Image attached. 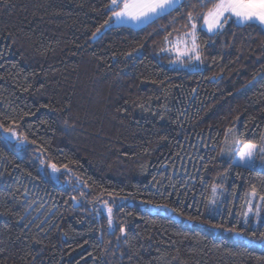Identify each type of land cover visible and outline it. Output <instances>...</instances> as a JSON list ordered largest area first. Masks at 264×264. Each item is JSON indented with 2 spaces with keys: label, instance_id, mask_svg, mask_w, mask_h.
<instances>
[{
  "label": "trees",
  "instance_id": "1",
  "mask_svg": "<svg viewBox=\"0 0 264 264\" xmlns=\"http://www.w3.org/2000/svg\"><path fill=\"white\" fill-rule=\"evenodd\" d=\"M109 3L0 0V124L27 137L0 127V264H264V169L223 153L235 127L264 144V26L211 33L213 0H182L134 28ZM193 23L202 69L169 51Z\"/></svg>",
  "mask_w": 264,
  "mask_h": 264
},
{
  "label": "snow or ice",
  "instance_id": "2",
  "mask_svg": "<svg viewBox=\"0 0 264 264\" xmlns=\"http://www.w3.org/2000/svg\"><path fill=\"white\" fill-rule=\"evenodd\" d=\"M107 7L111 10V15L108 17L109 21L113 18L117 22H122L125 18L132 21H142L171 14L174 9H177L178 0H110ZM232 17H235L238 22H259V24L264 25V0H213L212 7L204 14L203 19L204 23L208 25V30L211 32L214 29L223 28L224 24ZM188 19L192 20L191 12L188 13ZM105 23L107 24L108 22L106 21ZM191 27L193 29L191 33L193 43L189 51L195 52L197 47L195 43L196 24L193 23ZM196 59H199V56H196ZM45 106L41 105V107ZM161 119H163V116H161ZM0 127H4L5 132H10L13 136L16 135L15 132H12L11 128L5 127L3 124H0ZM26 140L27 137H24L22 140H18V142L22 143ZM257 152L264 154V144L244 143L242 150L239 152L240 161L248 165L253 164ZM50 167L54 172L59 171L55 164H51ZM65 168L67 169L66 165ZM252 195H257L255 189H253ZM260 199L264 200V195H261ZM164 207L167 206L165 205ZM107 211L108 224L111 226L112 209L108 207ZM213 227L217 226L213 225ZM120 231L121 233L125 232L123 227L120 228ZM228 231L235 230L228 229ZM235 234L242 235L240 232H236ZM252 235L255 237V233H252ZM260 241L264 242V234L260 235Z\"/></svg>",
  "mask_w": 264,
  "mask_h": 264
},
{
  "label": "rangeland",
  "instance_id": "3",
  "mask_svg": "<svg viewBox=\"0 0 264 264\" xmlns=\"http://www.w3.org/2000/svg\"><path fill=\"white\" fill-rule=\"evenodd\" d=\"M228 22V21H227ZM242 23V22H240ZM227 23L224 24V26ZM223 26V27H224ZM264 26V25H263ZM204 28L208 30V25H204ZM222 29V28H220ZM220 29H214L211 31V33H214ZM197 30L198 28L196 27L195 29V43L197 45L195 52L189 51V49L192 48V35L191 33L193 32V29L183 35L182 38H179L178 40L174 41L169 45V51L175 55V62L174 65L176 66H181V67H186L188 69H202L204 67L203 60L201 58V55L199 53V45L197 42ZM209 31V30H208ZM210 32V31H209ZM196 56H199V59H196ZM12 132H15L16 135L13 136L11 135L10 132H4V136L6 139L9 141L13 142L16 146L18 147H23L25 146L27 141H23L22 143L18 142V140H22L24 138L22 135H20L15 129H11ZM248 143V142H247ZM244 144H241L238 138V127H235L234 129H231L228 131L227 136L225 138V143H224V154H228L232 151H237V156L235 158V163L250 167V168H259V169H264V155L261 153H256L255 154V160L254 163L251 165L242 163L239 158V152L242 150ZM42 167H45V163H42ZM49 171L51 176L54 179L58 178V171L54 172L53 169L49 166ZM256 197L251 195L250 200L247 204V209H246V216L250 215H256L257 219L260 217V212L262 209V200L259 199L257 205L255 208H253V204L255 202ZM215 201V199H213Z\"/></svg>",
  "mask_w": 264,
  "mask_h": 264
},
{
  "label": "crops",
  "instance_id": "4",
  "mask_svg": "<svg viewBox=\"0 0 264 264\" xmlns=\"http://www.w3.org/2000/svg\"><path fill=\"white\" fill-rule=\"evenodd\" d=\"M182 2V0H178V5ZM154 19V18H152ZM152 19H147V20H142V21H132V20H128V19H124L122 22H117L115 19L116 24L119 25H127V26H131L134 28H140L142 26H144L146 23H148L149 21H151Z\"/></svg>",
  "mask_w": 264,
  "mask_h": 264
}]
</instances>
